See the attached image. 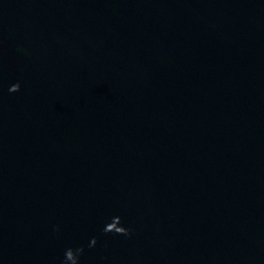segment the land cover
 <instances>
[{
	"label": "water",
	"instance_id": "water-1",
	"mask_svg": "<svg viewBox=\"0 0 264 264\" xmlns=\"http://www.w3.org/2000/svg\"><path fill=\"white\" fill-rule=\"evenodd\" d=\"M78 247L264 264V0H0V264Z\"/></svg>",
	"mask_w": 264,
	"mask_h": 264
},
{
	"label": "clouds",
	"instance_id": "clouds-1",
	"mask_svg": "<svg viewBox=\"0 0 264 264\" xmlns=\"http://www.w3.org/2000/svg\"><path fill=\"white\" fill-rule=\"evenodd\" d=\"M18 88H19V91H20V85L18 84ZM18 91V92H19ZM14 93H17L16 91L13 92ZM119 219L120 221V224H119V229L120 230H117V231H107V228L109 226V224H111L113 222V220L115 219ZM111 223L107 224L103 231H104V234L105 235H108V234H114V235H117V236H130V232L128 229H126L125 227H122V220L119 218V217H113ZM96 245V240L93 239L91 242H90V247H95ZM84 253V249L83 247H78V248H68L65 250L64 252V260H63V264H80V257L83 255Z\"/></svg>",
	"mask_w": 264,
	"mask_h": 264
}]
</instances>
